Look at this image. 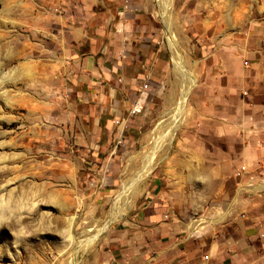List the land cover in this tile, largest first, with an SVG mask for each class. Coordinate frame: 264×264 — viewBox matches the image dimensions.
I'll return each instance as SVG.
<instances>
[{
  "label": "crops",
  "instance_id": "0c3cea01",
  "mask_svg": "<svg viewBox=\"0 0 264 264\" xmlns=\"http://www.w3.org/2000/svg\"><path fill=\"white\" fill-rule=\"evenodd\" d=\"M91 1L105 12L76 67L95 91L99 118L112 122L145 82L153 105L169 54L158 44L163 28L153 0ZM176 5L187 17L183 42L197 83L170 168L158 169L140 207L108 234L103 257L108 264H264V0Z\"/></svg>",
  "mask_w": 264,
  "mask_h": 264
},
{
  "label": "rangeland",
  "instance_id": "374dc122",
  "mask_svg": "<svg viewBox=\"0 0 264 264\" xmlns=\"http://www.w3.org/2000/svg\"><path fill=\"white\" fill-rule=\"evenodd\" d=\"M91 2L0 0V264H108L106 237L140 207L158 169L170 168L174 135L184 124L189 99L182 124L168 125L159 135L166 113L181 97V79L172 70L175 58L158 1L153 0L152 12L169 54L166 77L145 115L128 118L138 93L112 122L109 115L99 118L95 91L76 67L89 42L99 37L97 14L105 12L86 5ZM176 3L164 0L165 14L172 20L178 56L196 85L183 42L187 17ZM121 128L124 139L118 144ZM143 169L147 173L127 188L128 201L120 202L122 215L86 249L79 248L122 206L118 198L125 183Z\"/></svg>",
  "mask_w": 264,
  "mask_h": 264
},
{
  "label": "bare ground",
  "instance_id": "6f19581e",
  "mask_svg": "<svg viewBox=\"0 0 264 264\" xmlns=\"http://www.w3.org/2000/svg\"><path fill=\"white\" fill-rule=\"evenodd\" d=\"M158 1V3H157ZM157 6H158V10L159 12V18L161 20V18L163 19V26H164V33H165V37H166V43L168 48L170 47L171 53H172V57H174V65L172 67V70L174 72V74H178V76L181 79V89H180V93H181V97L179 99L178 104L172 106V108H170V111H168L166 113L164 122L161 126V128L159 129V135L160 133L164 132V128L168 127V125H174L176 128L182 124V119L184 112H185V103L187 102L188 99V95L189 92H191L190 90H192L195 85V83L193 82V79L191 77V74L188 72V70H186V68H184L183 63L181 62L179 56H178V40L176 39V36L174 35V31L172 28V20L170 19V16L165 14V10L166 5H164V0H156ZM161 15V16H160ZM169 50V51H170ZM173 105V104H172ZM174 129V128H173ZM173 131V130H172ZM171 131V132H172ZM159 139V137H158ZM147 169H143L142 171H139L135 176H133L132 178H130V180H127V182L124 185V190H122V192L119 195L118 198V202L120 203L122 201V199L124 200V205L125 202L128 201L127 199V191L130 187V183L131 182H136L137 180H139V178H141L144 174L143 173H147ZM134 179V180H132ZM128 188V189H127ZM121 204V203H120ZM119 205V204H118ZM122 205V204H121ZM124 205L122 206H118L115 207L111 212V218L106 222V225L102 228L97 230V232L93 233L87 240H85V242L81 245H78L79 248H84L86 249L92 242V240L96 239L97 236H99L105 229L107 226H109L114 220L117 219V217H120V215H122V213L124 212ZM72 264V263H71Z\"/></svg>",
  "mask_w": 264,
  "mask_h": 264
},
{
  "label": "built area",
  "instance_id": "2783aa9c",
  "mask_svg": "<svg viewBox=\"0 0 264 264\" xmlns=\"http://www.w3.org/2000/svg\"><path fill=\"white\" fill-rule=\"evenodd\" d=\"M158 44L164 48V40L163 39H160L158 41ZM149 89H150V84H148V82H145L142 85L139 97L132 103V105L128 109V117L134 118V117H137V116L143 114L146 111L147 105L149 103V98H150ZM188 99H189V97H188ZM188 99H187V101H188ZM123 133H124V128L123 129L121 128L120 134L118 136V144H121L123 142V139H124Z\"/></svg>",
  "mask_w": 264,
  "mask_h": 264
}]
</instances>
